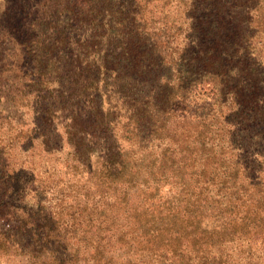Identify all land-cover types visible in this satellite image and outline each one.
Wrapping results in <instances>:
<instances>
[{
	"label": "rangeland",
	"instance_id": "rangeland-1",
	"mask_svg": "<svg viewBox=\"0 0 264 264\" xmlns=\"http://www.w3.org/2000/svg\"><path fill=\"white\" fill-rule=\"evenodd\" d=\"M89 3L78 9L75 0H0V264H103L93 248L95 231L106 226L120 233L103 252L111 264H264V0ZM111 18L126 19L121 27L135 29V39L146 35L156 42L162 73L176 82V91L178 68L192 61L189 49L199 46L200 28L217 30L212 22L223 34L244 38L251 56L240 49L242 60L229 74L205 75L197 84L192 77L188 109L195 115L181 120L178 130L164 129L159 126L167 116L145 111L146 95L158 90L145 76V49H125L120 37L111 46ZM99 77L108 93L98 100L88 81ZM172 121L169 116L166 124ZM180 127L191 134L182 142ZM179 143L185 153L194 152L186 167L198 165V154L208 155L214 175L207 200L191 205L179 240L154 237L145 216L125 235L126 220L99 222L101 210L123 206L115 202L120 197L129 212L152 202L157 212L185 196L181 176L172 174L171 159L165 161ZM114 152L120 154L111 160L124 168L108 176L98 157ZM224 183L237 196L246 190L263 197L261 215L245 229L229 225V207L217 193ZM87 225L92 229L85 235ZM52 229L64 233V242L51 244ZM45 232L50 237L42 252L35 237ZM50 247L60 250L52 256Z\"/></svg>",
	"mask_w": 264,
	"mask_h": 264
},
{
	"label": "trees",
	"instance_id": "trees-1",
	"mask_svg": "<svg viewBox=\"0 0 264 264\" xmlns=\"http://www.w3.org/2000/svg\"><path fill=\"white\" fill-rule=\"evenodd\" d=\"M77 2H81V5L78 4V9H84L87 6L90 5L89 1L91 0H75ZM114 16L111 13V17ZM125 23L126 26V19L119 20V19H110L108 22L110 29L112 30L111 36L109 35V44L112 46L116 43V40L114 38L120 37V41L118 44H120L125 49H132L133 47L137 48V53L143 52L145 49V76L149 77L150 80H154L158 90H152L148 95H146L145 99V105L146 110H151L152 113L155 115H165L167 116L166 119H164V124H162L159 127H163L164 129L171 130L174 126L178 130L179 125L189 116L188 115H195V112H189V105L191 104V101L189 100V92L188 88L192 84V77L195 84L198 82H202L204 80L205 75L206 76H212L213 78L220 77L218 73H225L229 74L233 71V69L237 68V63H239L242 59L237 60V52L242 49L245 50L246 56H251V48L243 46V43L241 40L244 38H240L238 35L233 34L230 36L228 33L223 34L221 28H219L216 25H220L219 22H212L209 26L217 29L212 33L211 28L210 31H205L204 28L199 29V34L201 37V40L198 41L199 46H193L190 47L189 52L192 51L193 53V59L192 61L188 62L189 66H180L178 68V72H180L179 79H178V88L180 91L174 90V87L176 86V82L172 80L169 76L162 73V67L164 66V57L162 55L161 50L158 48L156 42L152 41L150 38H148L145 35V40L141 41L140 38L135 39V35L132 34V32L135 30L133 28H127L121 27L122 23ZM238 34V33H237ZM91 37H95L96 34H90ZM113 36V37H112ZM222 40H225V42L222 45H219ZM193 43H190L189 45L192 46ZM207 45V46H206ZM225 46L227 48H223L222 46ZM89 58V57H85ZM250 58V57H249ZM235 63V64H234ZM191 66V67H190ZM204 75V76H203ZM235 75L231 76V78H234ZM200 77V78H199ZM92 81H88L90 84H95V92L98 96V100L103 98V94L107 91V84L101 85V78L99 77L96 81L91 78ZM106 81V80H105ZM191 83V84H190ZM238 88V85L233 86V92L235 93V96L238 98L237 94H240V91H236L234 89ZM104 90H106L104 92ZM110 94V91H109ZM238 103H241L238 101ZM112 108V106H111ZM153 115V114H152ZM169 116L173 118L172 123L166 124ZM194 117V116H193ZM183 120V121H181ZM171 126V127H170ZM158 127L154 129L153 131H158ZM180 132H183L179 134V140L182 142L184 140H187L189 136H191L190 133H184V128L180 127ZM194 139H196L195 136H193ZM180 149L172 148L173 150V157L167 158L168 161L171 159V166L173 168L172 174H175L177 176H181V183L183 186V192H187L186 195H179L177 196V201H175L174 204H170L169 206H165L164 209L157 210L155 203H150L149 206H145V210H133V212H129L127 207L128 203H125L123 198L117 199L115 202H118L119 204H123V206H117L116 203H113V205L116 208V212L112 213L113 210H101L100 216H99V222L104 221V223L109 222H117L121 219L126 220V227H124L127 230H122V234L125 235L128 232H132L135 228L134 225L136 223L142 222V217L145 216V227L147 230L152 229L153 230V236L159 237L161 240H179L182 237V232L184 231L185 225V219L189 218L192 214L190 209L192 204H197V206H201L203 204L204 200H207L209 191L211 190L209 188L210 183L214 182V175L210 170H208V162L210 159V156H204V154H201L199 156L198 154V165L196 164H190V166L186 167L185 162L188 161V158H192L194 155V152L191 151L190 154L184 152V148L179 143ZM179 153L181 156H177L176 153ZM119 152H114V154L109 155V158L99 156L98 159L101 160L103 164L102 172L105 175L115 176L116 173L120 172L124 165L121 162L119 164L120 167H117L115 165V162L111 160L112 155L114 157H117L119 155ZM91 158V157H90ZM197 158V157H196ZM90 169V168H89ZM92 173V171H91ZM173 178V183H175L176 178L174 176H171ZM186 180L189 183H192L191 185H188ZM193 181V182H192ZM253 184V182L251 183ZM200 188L199 192H196L194 189ZM157 189V188H156ZM101 191H105L106 189L101 186ZM99 191V190H97ZM208 192V193H205ZM205 193V194H204ZM218 194L222 196V199L227 202V206L229 207L230 212V221L229 225H233L240 223L244 225V229L249 226V223L252 221L255 216L261 215V209L263 204V197H257L252 194H248V191H243L237 195H235L232 191V186L226 183L223 185H219L218 187ZM195 195V196H194ZM185 202L183 203V201ZM214 201L213 199H211ZM216 201H220L216 199ZM155 206V208H153ZM254 206V207H253ZM123 209V213H120L119 210ZM155 209V210H153ZM84 218L89 217V213L84 214L87 211V206L82 208ZM192 210V209H191ZM193 211V210H192ZM123 217V218H122ZM132 221V222H131ZM123 225H119L118 227L123 228ZM91 226H86L83 231L84 234H88L91 231ZM105 231L101 232L100 234H97L95 231V234L99 237V243L94 246L93 251L96 254L97 261L103 264H111L110 260L103 258V252H105L106 249H109L113 244V239L119 240L120 239V233L117 234L114 232L111 233L113 227L106 226L104 227ZM73 229L72 231H74ZM76 231V230H75ZM120 231V230H119ZM37 232V231H36ZM5 233V232H4ZM3 233V234H4ZM50 234V232L48 231ZM48 233H42L41 236L35 237V241L40 240V243H37V246L41 248L42 252L46 251V245L45 243L49 242V235ZM188 233V231H187ZM52 242L58 243V245L62 242V238L64 237V233L62 231L57 229H52ZM109 236L107 241L103 242L105 237ZM117 236V237H116ZM98 239V238H97ZM152 239V238H149ZM148 239V240H149ZM26 247V246H25ZM88 246L86 247V249ZM51 251L48 248V253L57 254V251L60 250V248H53L50 247ZM67 246L64 244L62 247V250H66ZM85 249V250H86ZM89 249V248H88ZM89 251V250H88ZM204 256V255H202ZM46 259H43L45 262ZM57 261V260H55ZM95 264V262H94Z\"/></svg>",
	"mask_w": 264,
	"mask_h": 264
}]
</instances>
